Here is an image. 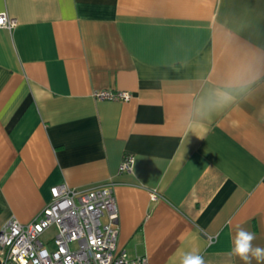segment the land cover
<instances>
[{
    "label": "crops",
    "instance_id": "1",
    "mask_svg": "<svg viewBox=\"0 0 264 264\" xmlns=\"http://www.w3.org/2000/svg\"><path fill=\"white\" fill-rule=\"evenodd\" d=\"M0 12L17 22L0 27V228L33 220L54 185L110 183L118 249L146 264L191 251L243 264L229 255L241 227L264 248V0H0Z\"/></svg>",
    "mask_w": 264,
    "mask_h": 264
},
{
    "label": "built area",
    "instance_id": "2",
    "mask_svg": "<svg viewBox=\"0 0 264 264\" xmlns=\"http://www.w3.org/2000/svg\"><path fill=\"white\" fill-rule=\"evenodd\" d=\"M16 20L0 12V27L12 29ZM100 100H128V91L100 90ZM125 155L119 171H130ZM51 199L29 223L10 218L0 228L3 264H146L118 249L117 206L110 183L86 189L66 183L50 188ZM52 231L44 242L41 237ZM51 242L52 247L48 246Z\"/></svg>",
    "mask_w": 264,
    "mask_h": 264
},
{
    "label": "clouds",
    "instance_id": "3",
    "mask_svg": "<svg viewBox=\"0 0 264 264\" xmlns=\"http://www.w3.org/2000/svg\"><path fill=\"white\" fill-rule=\"evenodd\" d=\"M199 138L203 139L202 137ZM255 239L254 233L242 227L238 228L232 241L233 246L229 255L239 257L243 264H253V261H256V264H264V248L253 246ZM180 264H206V262L203 256L191 251L183 254Z\"/></svg>",
    "mask_w": 264,
    "mask_h": 264
},
{
    "label": "rangeland",
    "instance_id": "4",
    "mask_svg": "<svg viewBox=\"0 0 264 264\" xmlns=\"http://www.w3.org/2000/svg\"><path fill=\"white\" fill-rule=\"evenodd\" d=\"M51 233H52V231H48L47 233H45V234L41 237V239H42L44 242H46L47 237H48ZM48 246H49L50 248L52 247L51 242L48 243Z\"/></svg>",
    "mask_w": 264,
    "mask_h": 264
}]
</instances>
